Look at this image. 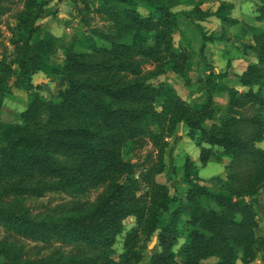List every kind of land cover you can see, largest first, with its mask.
<instances>
[{"label": "trees", "instance_id": "trees-1", "mask_svg": "<svg viewBox=\"0 0 264 264\" xmlns=\"http://www.w3.org/2000/svg\"><path fill=\"white\" fill-rule=\"evenodd\" d=\"M80 1L82 22L88 24L92 12L104 21L88 29L104 44L85 52L65 47L61 66L53 68L61 90L58 96H45L33 82V75L47 67L51 47L39 37V22L59 10L49 0H0V26L8 14L15 20L7 25L10 60L0 59V110L15 68L29 91L19 122L0 119V223L5 229L0 264H137L143 260L141 242L154 236L157 249L149 264L252 263L264 252L256 208L264 188V148L259 145L264 141V0L256 16L263 29L253 35L246 53L257 61L241 64L232 86L224 81L228 74L217 71L205 55L207 43L225 35L208 34L195 25L202 31L200 54L209 69L207 79L192 87L204 95L199 104L184 100L164 79L173 72L193 86L189 50L177 45L175 30L181 15L188 23L212 16L236 23L232 3L221 2L211 11L194 0ZM18 2L21 8L13 12ZM181 4L194 7L175 11ZM2 36L0 27V41ZM225 92L227 104L217 103L215 94ZM182 123L200 148L202 166L226 164L225 179L214 191L193 175L196 161L186 159V203L192 210L184 234L179 227L184 206L172 209L176 198L157 181L170 139ZM148 144L152 149L143 159L125 157ZM102 187L94 202L81 200ZM51 192L73 199L41 216L23 203ZM129 217L136 225L126 231ZM122 235L124 250L117 253ZM180 237L185 243L179 260L175 246ZM26 241L46 249L61 242L69 249L41 247L33 253ZM212 258L216 260L210 262Z\"/></svg>", "mask_w": 264, "mask_h": 264}, {"label": "rangeland", "instance_id": "rangeland-1", "mask_svg": "<svg viewBox=\"0 0 264 264\" xmlns=\"http://www.w3.org/2000/svg\"><path fill=\"white\" fill-rule=\"evenodd\" d=\"M64 1L68 0H49V4L59 10V13L51 18L56 19L57 24H59V31H61L57 33H64L60 45L55 46L56 35L48 30L50 27V17H48V22H46V24L42 27L46 30L45 33L42 34L41 32V35L39 33V37H44L48 43L50 42L49 45H51V47L49 46L50 49L47 48L50 50L49 56L47 52V67L42 71L40 70L42 78L46 79V81L43 80L39 82L35 75H33L34 84H40L42 86L41 91L45 96H58V93L61 90L62 86L60 82L54 80L55 78L57 79L58 74L55 73L53 68L58 69L61 66V60L64 57L65 47L73 45L76 51L85 52L92 51L96 45L104 44L103 41L93 37L88 30L89 28L103 26L104 21L98 16V14L93 12L88 14V24H86L81 20L85 14L78 12L79 8L84 7V3L78 0L77 4L71 1L69 5H65ZM102 1L103 0H92L91 3L95 2V5H99ZM262 1L263 0H194V4L200 2V7L203 10L211 11L217 9L221 2L233 4V9L231 10L230 15L235 17L240 25H221L220 21L212 19L214 18L213 16L209 20L206 19L207 22H203V24H201V26L203 25L208 32L213 31V33L219 34V31H223V35H225L223 39L208 42L205 49V55H207L206 52L212 53L211 57L207 56L209 64L215 67L217 66L220 71L226 72L228 76L224 78V81L231 86L234 84L233 78L238 77L242 73V69L239 67L241 64L247 61H257V58L253 54L246 53L250 51L249 45L253 43V35L263 29V24L256 19L258 14L257 7ZM20 4L21 3L18 2V4L13 6V12H15L17 8H21L22 4ZM194 4L191 6L181 4L175 6L174 10L182 11L185 9H192ZM140 10L148 12V10L144 7H141ZM198 21L200 20L197 19L194 23H188V18L181 15V26L178 30H175L177 45L186 47L189 50V68L193 79V86H186L183 79L173 72L167 73L164 77V79L176 89L177 93L191 104H199L204 100V95L197 92L194 88L197 87L195 86V84L197 85V79L205 81L209 75V69L205 66L204 59L200 54V48L203 40L202 31L195 26L197 23L200 24ZM9 23H15V20L12 18V14L4 16L2 25L0 26L3 31V36L0 41V59L5 57L7 60H10L12 46L9 44V38L11 36L7 26ZM207 47H209V50ZM8 84L10 92L5 98L3 107L0 110V119L4 123H17L20 121V114L27 107L29 91L25 87L24 78L19 76L18 68H15V73L10 78ZM242 89L246 88L243 87ZM214 99L217 103L226 105L229 100V94L226 92L218 93L215 94ZM181 130L183 131V134H180ZM187 131V127H179L178 134L170 139V145L165 154V169L163 173L157 176V181L167 185L171 195L176 198V202L172 205V209L176 208L180 203L184 206V220L181 221L179 225L182 234H184L185 219L192 210V207L186 203V192L188 189V185L184 181L186 159L190 157L196 161V169L193 170V175L198 176L202 183L210 187L211 190H218L226 175L225 162L212 161L205 166L201 165L198 161L200 148L192 139H190V137H188ZM1 140L2 135L0 133V143ZM259 145L264 148V141L260 142ZM151 149L152 146L148 144L141 151L137 150L136 152H131L130 154L125 153V157L127 159H132V161H138L143 159ZM227 160L228 158L224 159V161ZM103 190L104 187L93 189L87 197H82L81 200L86 201L88 204L92 203L95 201L97 196L103 192ZM72 199L73 196L68 193L51 192L41 198H26L23 203L30 209L33 215L41 216L47 212L48 209L53 208L56 205L68 203ZM256 208L258 211L259 221L258 233L264 236V188L259 192L256 199ZM165 217L168 219L169 213H166ZM124 224L126 226V231L131 229L134 225H136L135 218H127L124 220ZM4 235L5 229L0 223V239H2ZM152 240H145L141 242L140 246L144 251L143 260L137 264H149L152 253L157 249V244L154 247V251L149 248ZM122 242L123 235L119 237V241L115 245L117 253L124 250ZM184 243L185 238L180 237L178 244L175 246L177 258L179 260L181 259L180 252ZM36 245L37 243L35 242L26 241L27 249L31 250L33 253H36L39 250L38 248L44 247L42 243H39L38 246ZM60 246L64 247L66 250L69 249L68 246L62 245L61 242H55L54 246H50L49 249L44 248L46 250H50L54 247ZM215 260L216 258H212L209 261L211 262ZM237 264L243 263L238 259ZM250 264H264V252L259 253L257 258Z\"/></svg>", "mask_w": 264, "mask_h": 264}, {"label": "crops", "instance_id": "crops-1", "mask_svg": "<svg viewBox=\"0 0 264 264\" xmlns=\"http://www.w3.org/2000/svg\"><path fill=\"white\" fill-rule=\"evenodd\" d=\"M54 1H56V0H54ZM71 1L72 0H68V1H64V4L65 5H69L70 3H71ZM216 10V9H215ZM214 10V11H215ZM66 15V14H65ZM214 18H212V19H215L216 21H220V24L221 25H224V24H227V25H240V24H238V22H236V23H226V22H222L219 18H217V17H215V16H213ZM211 17H209V18H207L208 20L210 19ZM233 18H235V17H233ZM236 19V18H235ZM46 22H48V18H46L45 20H42V21H40L39 22V25H40V31H39V33H40V35H41V32H42V34H44L45 33V29H43L42 27L46 24ZM199 23H200V25L201 24H203V22H207V20H204V21H202V20H200V21H198ZM49 31L50 32H52V33H54L55 35H56V43H55V46L56 45H60V43H61V41H62V37H63V34L62 33H57V32H60L59 31V24H57V21H56V19H54V18H51L50 17V21H49ZM202 27H204L203 25H202ZM47 30V31H48ZM204 30L205 31H207V29L204 27ZM208 32V31H207ZM217 32V31H216ZM211 33H213V31H211V32H208V34H211ZM219 34L221 35V34H223V31H219ZM230 37V36H229ZM40 38H44V37H40ZM226 39H227V37H226ZM207 49L209 50V47H207ZM206 56H210L211 57V55H212V53H209V52H206ZM210 54V55H209ZM55 57V56H54ZM54 57H53V59H54ZM62 62H63V58H62V60H61ZM62 62H61V64H62ZM205 62V61H204ZM211 62V61H210ZM216 70L217 71H220V69L216 66ZM42 71V70H41ZM38 74H40V75H38ZM38 76V77H37ZM35 77L37 78V80H39V82H40V80H42L43 78H42V75H41V72L39 71L38 73H36L35 74ZM207 79V78H206ZM54 81V80H53ZM55 81H57V82H60V81H58V80H55ZM196 81H198V79L196 80ZM61 84V83H60ZM238 88H243V87H238Z\"/></svg>", "mask_w": 264, "mask_h": 264}, {"label": "water", "instance_id": "water-1", "mask_svg": "<svg viewBox=\"0 0 264 264\" xmlns=\"http://www.w3.org/2000/svg\"><path fill=\"white\" fill-rule=\"evenodd\" d=\"M61 15H63V14H61ZM43 80L46 81V79H42V80H40V82L43 81ZM182 127H183V123H182ZM180 134H183V131H182V130L180 131ZM157 241H158V236H154V238H153V240H152V242H151V244H150V246H149V248H150L151 250L154 251V247L156 246Z\"/></svg>", "mask_w": 264, "mask_h": 264}]
</instances>
